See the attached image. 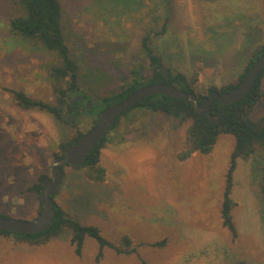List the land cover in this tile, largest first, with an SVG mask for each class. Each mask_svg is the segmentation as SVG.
<instances>
[{"label": "rangeland", "instance_id": "374dc122", "mask_svg": "<svg viewBox=\"0 0 264 264\" xmlns=\"http://www.w3.org/2000/svg\"><path fill=\"white\" fill-rule=\"evenodd\" d=\"M160 1L62 0L63 31L80 66L81 90L90 96L87 104L121 89L134 70L150 72L142 46L146 32L166 64L189 79L197 73L193 86L205 95L210 86L236 82L254 47L264 44V0H173L167 31L156 35L168 15ZM15 14L13 0H0V213L30 220L39 215L41 201L29 188L41 175L53 176L61 143L89 131L97 115L83 112L78 121L61 122L51 112L18 104L11 89L54 103L59 85L50 67L61 61L36 40L13 32ZM261 116L264 96L251 113L254 119ZM190 123L133 108L108 131L100 156L104 181L90 179L83 168L64 166L56 202L82 223L98 226L116 246L130 235L133 254L106 246L98 259L99 242L87 236L78 255L68 230L42 243L1 234L0 264H264L259 193L264 147L250 159H238L232 191L235 238L222 218L235 137L221 134L211 152L183 160Z\"/></svg>", "mask_w": 264, "mask_h": 264}, {"label": "trees", "instance_id": "16d2710c", "mask_svg": "<svg viewBox=\"0 0 264 264\" xmlns=\"http://www.w3.org/2000/svg\"><path fill=\"white\" fill-rule=\"evenodd\" d=\"M16 4V14L11 18V29L16 35L26 39L36 40L51 53H55L60 58V64H54L50 67L51 76L58 83L56 88L57 97L54 103L42 99L33 98L27 92L21 89H11L18 104L24 108H39L51 112L55 118L61 122L71 120V114L74 118L79 117L83 112L96 114L97 117L101 110L117 103L137 89L144 85L157 82L173 83L185 90L195 94L198 101L202 103L211 92L217 90L220 93L228 91L240 84L247 75L252 64L264 53V44L256 45L244 71L238 76V80L232 84L225 85L221 88L210 86L208 94H201L196 91L193 84L198 80L197 73L189 79L186 73L174 70L170 65L164 62L163 57L156 52L153 45V36L146 32L142 38V46L149 58L150 72L142 74L139 70L133 71V77L129 82H125L123 87L118 91L106 95L101 99L93 101L91 104L85 102L88 98L80 87V66L77 60L71 55V50L66 42L63 31V13L64 7L62 0H13ZM167 8L168 15L160 32L156 35L164 34L167 31L168 24L173 12V0H161ZM141 1L138 6H141ZM264 68L260 71L256 83L252 90L241 100L230 103L224 107L221 118L213 121L209 115L201 117L200 112L192 102H187L180 97H172L162 93L149 95L137 102L133 107L124 112L113 125L112 129L118 126L121 118L131 109L147 108L152 111H160L168 114L179 123L190 120L191 123L187 130V138L184 149L180 153V158L185 160L191 157L195 152L209 153L213 150L221 134H232L235 137V147L231 154V164L226 176V187L223 195L222 218L224 225L227 226L236 238L238 229L234 222L232 210L237 204L232 198L234 172L236 170L238 159H250L259 148L264 147V116L258 119L251 117V113L256 104L264 96ZM64 84V85H63ZM81 99L77 100L79 97ZM102 105V107H100ZM97 106H99L97 108ZM79 107H81L79 109ZM222 110V104L218 99L212 103L211 112L218 115ZM97 120V119H96ZM95 120V122H96ZM110 132V131H109ZM103 137L96 147L87 155L84 164L76 166L83 168L87 177L95 181H104L106 179V168L100 163L102 148L106 145L108 134ZM84 133L79 132L74 139L61 143V154L64 156V147L67 144L76 142ZM41 175L37 183L32 185L29 190L38 193L40 197L39 213L43 209L41 191L43 189V178ZM259 193L264 200V169L259 181ZM56 217L53 225L46 231L37 233H18L12 231L0 232V235H14L16 238L31 241L33 243H42L58 236L62 231L71 232V242L75 246V252L82 254V249L87 236L95 238L100 245L98 259L104 255V248L110 246L115 248L119 253L131 255L136 251L134 240L130 235H124L119 246L106 239L101 229L96 225H87L82 223L78 218L68 213L54 199ZM9 214L0 213V216ZM155 245H162V242H156ZM233 264H249L245 260H238Z\"/></svg>", "mask_w": 264, "mask_h": 264}, {"label": "water", "instance_id": "95a60500", "mask_svg": "<svg viewBox=\"0 0 264 264\" xmlns=\"http://www.w3.org/2000/svg\"><path fill=\"white\" fill-rule=\"evenodd\" d=\"M263 68L264 53L252 64L247 75L240 84L222 93L215 90L211 92L202 103L198 101L195 94L188 90L173 83L157 82L144 85L123 100L106 107L100 111L94 126L89 131L85 132L76 142L67 144L64 147V156H59L53 161V176H46L43 178V189L41 191L43 209L41 213L30 220L14 218L10 215L0 216V232L7 230L18 233H37L48 230L53 225L56 217L54 197L59 193L60 185L64 179V166L67 164L73 166L84 164L87 155L96 147L99 141L103 139L118 118L145 97L156 93L180 97L187 102H192L200 112L201 117L209 115L213 121H218L226 105L241 100L252 90ZM79 99H81V97L77 100ZM215 99H218L222 104V110L218 115L211 112L212 103ZM76 120L78 121L79 118Z\"/></svg>", "mask_w": 264, "mask_h": 264}, {"label": "flooded vegetation", "instance_id": "af4514ba", "mask_svg": "<svg viewBox=\"0 0 264 264\" xmlns=\"http://www.w3.org/2000/svg\"><path fill=\"white\" fill-rule=\"evenodd\" d=\"M81 98H82V96H81ZM79 109H80V107H79ZM71 119L73 118L74 119V115L73 114H71V117H70Z\"/></svg>", "mask_w": 264, "mask_h": 264}]
</instances>
